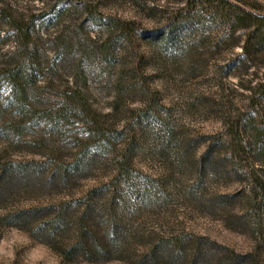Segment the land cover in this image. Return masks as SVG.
Returning a JSON list of instances; mask_svg holds the SVG:
<instances>
[{
  "label": "rangeland",
  "instance_id": "374dc122",
  "mask_svg": "<svg viewBox=\"0 0 264 264\" xmlns=\"http://www.w3.org/2000/svg\"><path fill=\"white\" fill-rule=\"evenodd\" d=\"M245 1L264 15V0ZM90 11L132 23V38ZM233 11L221 0H0V165L64 167L91 149L97 123L128 130L109 152L85 157L70 182L29 187L14 202L59 204L103 186L101 203L115 197L109 216L130 218L133 253L179 237L186 263L209 242L202 264H264V37ZM16 25L29 26V44ZM8 64L21 68V99ZM128 136L134 172L113 186ZM95 222L108 234L109 218ZM118 256L63 262L49 244L0 223V264L134 263Z\"/></svg>",
  "mask_w": 264,
  "mask_h": 264
},
{
  "label": "trees",
  "instance_id": "16d2710c",
  "mask_svg": "<svg viewBox=\"0 0 264 264\" xmlns=\"http://www.w3.org/2000/svg\"><path fill=\"white\" fill-rule=\"evenodd\" d=\"M211 2L212 0H207ZM224 5L233 7L234 21L242 27H254V33L264 37V15L254 10H259L257 6L250 5L247 1L241 0L242 4L249 6L246 9L242 6L233 5L227 0H221ZM91 19L98 25L103 26L112 32H117L118 37L132 38V23L122 20L121 18L106 16L102 14H94L90 11ZM24 27V28H23ZM16 30H22L23 42L29 44L30 28L28 25H16ZM5 77L8 78L13 87L14 93L18 97L25 94L23 87L19 83L18 74L21 73L20 67L8 64L3 69ZM21 99V96L18 97ZM22 102V101H21ZM140 117L146 116V111L141 110ZM240 125L237 123L234 133L239 131ZM95 133L91 137V149L83 154L72 163L64 167L53 166L48 170L43 169V163L39 161H30L28 164L6 162L0 165V210L4 209V213H0V223L7 226L26 230L31 236L37 238L43 243L49 244L55 252L60 256L63 262L100 261L115 258L119 254L120 259L128 258V262L133 260L134 263L129 264H202L211 247L208 243H201V246L190 253V260L186 263L184 260L186 249L181 246L179 237L163 238L155 240L151 249L147 247L146 252L137 254L132 249L135 244L134 237L130 240L126 233V224H122V220L112 218L115 211L113 199L101 203L99 194L104 190L103 186L90 191L85 197L74 199L71 201H63L59 204H31L27 206L17 205L14 202V195L24 192L29 187L34 191L37 187L48 184L46 182H62L63 184L70 182L77 177L80 170L86 167L85 157L93 159L103 152H109L114 141L125 136L128 130H111L97 123ZM232 133L234 139L235 134ZM129 137L127 150L122 157H116L118 173L114 179L113 186L122 180H129L134 169L130 162L129 150L133 143V137ZM230 144L233 147V142ZM233 150V149H232ZM205 154L203 159H206ZM86 161V165H87ZM46 178L44 182L42 178ZM68 181V182H67ZM105 191V190H104ZM104 193V192H103ZM96 197V200H95ZM95 200V201H94ZM3 203H11L9 208L1 206ZM16 204V205H14ZM116 216V215H115ZM102 217L109 218L110 224L108 234L101 235L97 231L96 220ZM89 221H94L90 223ZM94 227L96 229H94ZM106 232V231H105ZM129 235V234H128ZM204 240V239H203ZM186 253V254H185ZM130 261V262H131ZM216 264H224V260L220 259Z\"/></svg>",
  "mask_w": 264,
  "mask_h": 264
}]
</instances>
